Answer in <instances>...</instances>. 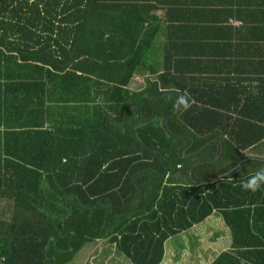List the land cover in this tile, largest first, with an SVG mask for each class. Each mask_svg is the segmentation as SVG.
<instances>
[{
    "label": "trees",
    "instance_id": "1",
    "mask_svg": "<svg viewBox=\"0 0 264 264\" xmlns=\"http://www.w3.org/2000/svg\"><path fill=\"white\" fill-rule=\"evenodd\" d=\"M226 1L223 22L243 19ZM211 13L205 0H0V264H67L102 238L160 264L167 239L209 216L231 243L206 264H264V186L240 187L264 168L242 154L264 144V83L204 77Z\"/></svg>",
    "mask_w": 264,
    "mask_h": 264
},
{
    "label": "crops",
    "instance_id": "2",
    "mask_svg": "<svg viewBox=\"0 0 264 264\" xmlns=\"http://www.w3.org/2000/svg\"><path fill=\"white\" fill-rule=\"evenodd\" d=\"M254 1L255 0L238 1L242 2L241 4H238L235 0L232 1L233 9L239 8L246 12L243 19L232 18L231 20L240 22L239 25H233L229 21L225 24L221 18L223 15L219 14L225 13L222 11L224 8H229L226 6V0H205L206 7L210 8L212 13L211 16L208 15L205 18V22H210V25L205 26L203 23L204 26L202 27H212L211 29L207 28L204 30L205 32H210V39L202 40L205 42V44L201 46L203 49H200L199 44H197L196 48L197 50H201L199 52L204 54L200 61L209 64L210 67L216 71L213 72L212 75H210L211 73H209V75L205 74L204 77H209L210 80L222 82L223 84L235 83L236 89H241L244 81L250 79V81L247 82L250 83L251 86L244 88V91H246V93L256 94L260 91L259 87H255L257 82L261 81L264 83V37H261L264 36V23L259 26L258 22L254 23L248 21L253 19L251 10L254 7ZM227 25H230L229 28H232L231 32H228ZM224 26L227 27L226 31L221 29ZM240 27H244V30L235 33L236 30H240ZM211 35H213V37H211ZM159 40L161 44L164 38L160 37ZM147 76L148 74L134 75L128 89L131 91L141 90L144 84L143 77ZM246 84L247 83H245V85ZM232 94L233 91L230 95ZM224 96L225 94L222 93L220 98ZM183 99L186 100L185 95H183ZM228 102L227 100V103ZM242 154L245 156V160L248 158L254 159L255 157L264 158V146H261V148L259 146H251L242 152ZM219 157L218 155V159ZM210 218H212V216H209L203 222L167 239L164 243V257L160 264H189L193 252L194 254H203L207 248L205 242H209L212 239L211 230L207 227ZM213 220L220 228L224 229L225 232L227 230L228 238H230L229 231L223 219L215 217ZM228 238L225 242L223 241V243L220 244L221 248L218 251H224L230 248L231 239L228 240ZM194 246L196 247V251L193 250ZM185 248L187 249L186 253H184ZM189 249H191V254H188ZM206 261H208V257L204 260L201 258V263L206 264ZM72 262L73 264H133L118 250L116 245L113 244L109 238L98 239L87 244L79 250L67 264H72Z\"/></svg>",
    "mask_w": 264,
    "mask_h": 264
},
{
    "label": "rangeland",
    "instance_id": "3",
    "mask_svg": "<svg viewBox=\"0 0 264 264\" xmlns=\"http://www.w3.org/2000/svg\"><path fill=\"white\" fill-rule=\"evenodd\" d=\"M262 146H264V144ZM207 227L210 228V230H211L212 239L209 242L208 241L205 242L207 248L203 254L199 255L198 253L194 254V252H193V254L191 255L192 257H191L190 261L194 262L196 264H202L200 262L201 258H203V260H204L205 258L208 257V260H212V258L217 254L218 250H220V244L223 241L225 242V240H227V238H228L227 230L225 232V230L220 228L212 218H210V221L207 223ZM228 240H230V238H228ZM193 250L196 251L195 246L193 247ZM186 251H187V249L185 248L184 253H186ZM188 254H191V249H189ZM72 264H73V262H72Z\"/></svg>",
    "mask_w": 264,
    "mask_h": 264
},
{
    "label": "clouds",
    "instance_id": "4",
    "mask_svg": "<svg viewBox=\"0 0 264 264\" xmlns=\"http://www.w3.org/2000/svg\"><path fill=\"white\" fill-rule=\"evenodd\" d=\"M181 98L180 103H183ZM264 186V168H259L249 175V177L241 182L240 187L245 191L256 192Z\"/></svg>",
    "mask_w": 264,
    "mask_h": 264
},
{
    "label": "water",
    "instance_id": "5",
    "mask_svg": "<svg viewBox=\"0 0 264 264\" xmlns=\"http://www.w3.org/2000/svg\"><path fill=\"white\" fill-rule=\"evenodd\" d=\"M205 145H207V143H206ZM202 148H203V147H202ZM202 148L199 149V150H197L196 152H194L193 155H195L197 152H199L200 150H202ZM215 159H218V155L216 156ZM263 161H264V160H263ZM195 166H197V164H194V165L192 166V168L187 172L189 177H191V170H192Z\"/></svg>",
    "mask_w": 264,
    "mask_h": 264
},
{
    "label": "built area",
    "instance_id": "6",
    "mask_svg": "<svg viewBox=\"0 0 264 264\" xmlns=\"http://www.w3.org/2000/svg\"><path fill=\"white\" fill-rule=\"evenodd\" d=\"M229 22H230L231 24H233V25H239V24H240V22L235 21V20H229Z\"/></svg>",
    "mask_w": 264,
    "mask_h": 264
}]
</instances>
